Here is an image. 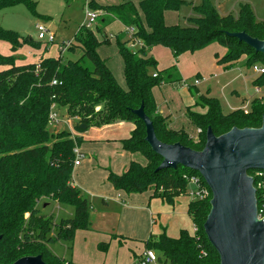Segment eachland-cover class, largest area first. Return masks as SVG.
Masks as SVG:
<instances>
[{"label":"trees","instance_id":"1","mask_svg":"<svg viewBox=\"0 0 264 264\" xmlns=\"http://www.w3.org/2000/svg\"><path fill=\"white\" fill-rule=\"evenodd\" d=\"M186 3V0H143L138 8L130 0L117 5L90 2V8H103L106 14H114L127 26L134 27L133 37L141 41L134 52L118 40L128 89L120 86L98 53L99 46L109 43V38L99 40L94 30L86 26L81 28L76 35V44L72 42L68 48L83 50L77 60L64 62L61 52L56 58L41 57L38 63L17 64L14 52L38 43L33 37L0 25V41L8 42L13 52L9 55L0 53V65L6 66L0 70V264H12L23 256L38 254L47 264H76L52 254L46 246L59 240L73 242L78 229L91 228L92 203L81 188L72 184L74 148L84 139L72 137L67 130L57 134L49 131L53 103L66 108L69 118L78 119L76 129L80 132L91 126L102 127L121 121L134 123L130 136L122 140L123 147L131 153H141L147 163L132 161L121 174L109 170L108 181L116 190L127 194L153 190L154 195L170 204H175L178 196L187 194L189 181L186 176L199 173L183 165L156 171L163 158L147 142L145 122L133 109L144 105L161 141L180 142L196 150L203 149L209 126L216 135H221L234 126L262 125L264 100L257 98L251 101L248 111L239 108L224 113L217 97L200 94L196 106L206 107V113L188 111V116L199 128L198 142L186 131L170 128L166 117L159 112L153 87L177 81L179 77L175 68L154 71L158 62L148 53L156 44L169 47L177 57L220 41L227 48V54L219 61L230 67L242 57L248 67L264 60L263 53L229 34L246 31L264 40V21L256 18L250 4L241 5L237 16H225L211 0H201L193 5L186 26H167L165 11L178 10ZM18 4L26 5L37 14L35 0H0V10ZM103 21L105 23L104 18ZM155 72L157 76L153 75ZM254 84L264 87V73L254 79ZM81 123L87 128H80ZM43 197L51 199L46 204L53 200L74 207L73 217L55 223L54 214H41L37 204ZM257 197L259 205L264 203L261 192ZM210 200L211 197L190 202L188 212L198 228L193 234L182 230L177 238L169 237L165 232L159 237L151 235L145 241V247L159 252L161 261L166 264H221L219 253L204 229L211 210ZM27 213L30 214L28 218ZM53 228L55 233L51 236ZM202 248L207 254H202Z\"/></svg>","mask_w":264,"mask_h":264},{"label":"rangeland","instance_id":"2","mask_svg":"<svg viewBox=\"0 0 264 264\" xmlns=\"http://www.w3.org/2000/svg\"><path fill=\"white\" fill-rule=\"evenodd\" d=\"M91 1L100 5H117L124 0H35L37 14H33L24 4L11 6L0 10V25L5 29L19 32L23 36L33 37L37 41V46L27 45L28 48H24L23 51H18L15 54L16 58L17 55H23L26 61L32 59V61L26 62L31 64L37 63L43 55L45 58L61 56L59 47L68 41L76 44L77 33L86 26L96 32L99 40H103L104 37L109 38V43H102L99 46L98 53L105 60L120 86L123 89H128L124 75V61L119 52L118 40L120 39L128 49L134 52L139 49L141 41L134 39L133 32L130 31L132 26H127L113 14H106L103 8H90ZM130 1L140 8V3L143 0ZM186 1L187 3L178 10L168 9L165 11L164 18L167 26H186L188 24L189 17L193 13V5L201 0ZM211 1L218 12L225 16H237L241 5L250 4L256 18L259 21H264V0ZM88 7L92 11L102 12L97 22L92 25H89ZM142 17H144L143 14ZM39 23L45 25L55 34L54 42L38 38L37 24ZM0 50L7 51L4 55L11 53L8 42H0ZM29 51L31 55L28 54ZM82 54L83 50L75 47L74 50L66 49L62 56L64 62H67L68 60L79 59ZM148 54L158 62L157 69L154 71L160 72L175 68V72L178 73L179 79L177 81L156 84L152 89L155 101L159 106L158 109L161 106L164 108L163 116L174 127V130L186 131L191 136L199 133L197 125L188 116V111L192 110L204 114L207 108L198 105L201 109H194L197 107L196 100H198L195 87H198L203 94L217 97L224 113L239 108L248 111L251 109L253 99L264 100V96L257 94V86L254 84V79L259 75L253 70V66L245 65L246 62L243 61L245 57L227 69L219 61L227 54V48L220 41H214L203 49L183 52L177 57L169 47L156 44L149 50ZM256 63L264 65V60L256 61ZM5 68L0 65V70ZM262 90L264 91V87ZM57 113L60 121L49 123V131L53 134L64 130L77 133L74 120L69 118L66 108L58 107ZM86 131V136H89L100 131V129L91 126ZM205 184L209 187L206 181ZM191 190L192 186L189 185L187 194H182L176 198L175 206L167 203L160 196L155 199L157 209L154 212V220L150 216L147 232L142 231L143 233L138 234V238L142 239L143 242L130 240L124 242V239L117 236L115 230L109 229L108 232H99L96 228L91 227L90 229H78L73 242L59 240L48 243L46 247L52 254L72 260L76 264H134V253L140 255L145 250L144 242L151 235L159 237L165 232L169 237L177 238L182 230L189 234L194 233V222L188 212L190 202L195 199L190 193ZM49 200H51L49 197H43L38 202L37 206L41 214H54L55 223H59L63 218L73 217L74 214L71 216L65 209L68 211L71 208L72 211L70 212L73 213L74 207L59 204L53 200L44 206L45 202H49ZM113 206L115 207V205ZM29 215L27 213L26 218ZM113 219L111 218V221ZM106 221L107 216H104L100 226H106ZM111 221H108L109 225H112ZM54 233L55 229L53 228L50 235L52 236ZM143 235L145 238H142Z\"/></svg>","mask_w":264,"mask_h":264},{"label":"water","instance_id":"3","mask_svg":"<svg viewBox=\"0 0 264 264\" xmlns=\"http://www.w3.org/2000/svg\"><path fill=\"white\" fill-rule=\"evenodd\" d=\"M264 54V40L246 31L229 32ZM146 125V140L163 160L156 171L183 165L197 171L212 191L211 210L204 229L221 264H264V217L250 170H264V116L260 127H232L216 135L212 126L206 143L196 150L180 142L161 141L144 105L133 109ZM86 129L87 125L80 124ZM2 236L0 235V239ZM12 264H47L42 255H29Z\"/></svg>","mask_w":264,"mask_h":264},{"label":"crops","instance_id":"4","mask_svg":"<svg viewBox=\"0 0 264 264\" xmlns=\"http://www.w3.org/2000/svg\"><path fill=\"white\" fill-rule=\"evenodd\" d=\"M24 48L28 47H21L16 52L23 51ZM0 52L4 54L7 51L0 50ZM16 52H14V54H16ZM12 53L11 50L10 54ZM28 54L31 55V52L29 51ZM42 57H44V55ZM29 61H32V59H29ZM29 61H26L23 55H17L16 62L18 64H25ZM224 66L225 69L230 67L228 63H225ZM5 67L6 66H4V68ZM194 90L197 91V96L203 94L198 87H195ZM194 109L201 108L197 106ZM158 110L161 114H164V108L162 106ZM73 120L76 126L78 119L73 118ZM168 126L174 129L169 123ZM134 127L135 125L131 121H121L115 124L96 127L100 129V131L89 136H86V130L84 132L77 130V133L71 132L72 137L81 136L84 139L79 146L83 158L79 165L74 166L72 184L81 188L92 203L93 207L90 214L91 227L96 228L99 232H108L109 229L115 230L117 235L120 236L119 238L125 237V239L123 238L124 242L128 240L143 242L142 239L138 238V234L142 231L144 233L145 231L147 232L150 216L154 220V212L157 209L155 199L158 198L157 195H154L153 190L132 194H127L122 190L118 191L114 188L112 183L108 181L109 170L121 174L132 161H137L143 165L147 163V159L141 153H131L123 147L122 140L130 136ZM191 137L196 142L200 140L199 133ZM175 204L173 205L175 206ZM47 205L46 203L44 204V206ZM113 205H115V207ZM65 211L71 214V216L74 214V212H70L72 211L71 208L70 210L68 209V211L65 209ZM104 216H107V225L101 227L100 223H102ZM109 217L114 218L113 221H111ZM108 221H111L112 225H109ZM144 236L145 235H143L142 238H145ZM137 255V253H134V263Z\"/></svg>","mask_w":264,"mask_h":264},{"label":"built area","instance_id":"5","mask_svg":"<svg viewBox=\"0 0 264 264\" xmlns=\"http://www.w3.org/2000/svg\"><path fill=\"white\" fill-rule=\"evenodd\" d=\"M87 15L89 18V25L95 24L97 22V19L99 16L102 15L101 11H92L88 7ZM38 29V38L39 39H46L49 42H54L55 40V34L51 32L45 25L43 24H37ZM130 31L134 32V27H130ZM72 45V41L65 42L62 44L59 48L61 49V52L64 53L66 49H68ZM253 70L258 74L264 73V66L260 64H255L253 66ZM154 76H157V73H153ZM54 84L57 83L56 80L53 81ZM257 94L260 96H264V91L262 90L261 86H257ZM57 104L53 103L51 106V111L49 115L50 123H57L60 121L58 118L57 113ZM74 152L76 154L74 166L79 165L81 163V160L83 158V154L81 153L79 147L74 148ZM248 174L253 178L254 180V186L256 188V193L261 192L262 199L264 200V170L262 169H255L250 170ZM187 180L189 181V185L192 186V190L190 193L195 199H206V198H212V191L211 188L208 187L205 184L204 178L200 174H191L186 176ZM258 199V197H257ZM258 215L259 217H264V203L259 205L258 203ZM197 226H194V232L197 231ZM200 236H197V239L200 240ZM202 254H207L205 249L202 248L201 250ZM134 264H164L161 261L159 253L155 249L151 248H145V250L139 255V257L136 259Z\"/></svg>","mask_w":264,"mask_h":264}]
</instances>
